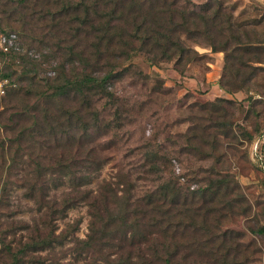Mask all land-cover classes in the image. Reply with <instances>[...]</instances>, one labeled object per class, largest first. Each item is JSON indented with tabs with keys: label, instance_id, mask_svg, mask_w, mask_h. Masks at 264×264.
Masks as SVG:
<instances>
[{
	"label": "trees",
	"instance_id": "obj_1",
	"mask_svg": "<svg viewBox=\"0 0 264 264\" xmlns=\"http://www.w3.org/2000/svg\"><path fill=\"white\" fill-rule=\"evenodd\" d=\"M251 10L227 0H0L1 20L15 22L24 43H36L40 51H22L17 38L18 49L0 51L20 66L3 74L18 84L12 79L15 86L5 88L0 98V130L12 133L0 142L1 159H9V176L20 173L19 185L39 212L47 213L50 225L44 235L33 228L37 234L14 247L1 242L8 256L3 264H58L69 254L70 264H253L261 250L258 242L236 243L232 230L214 224L226 211L240 213L253 221L248 231L264 242V222L252 214L231 172L198 166L187 178L194 187L183 188L179 177L185 174H166L172 157L155 145L142 152L141 176L132 180L122 172L96 190L85 187L95 177L91 170L101 166L93 147L85 145L88 130L99 125L95 99L113 97L111 86L136 55L151 65L173 62L182 74L185 66L207 56L190 43L204 45L211 53H223L220 87L228 94L244 91L250 103L261 102L264 16ZM0 32L9 31L0 27ZM232 104L221 97L200 104L201 114L190 118L174 153L218 162L224 156L222 139L251 142L249 132L233 131L226 108ZM141 178L150 186L137 192L135 179ZM64 184L70 186L67 192L48 198L50 190ZM0 187L6 192L8 186L3 181ZM79 204L89 215L85 237L74 236L80 219L68 225L69 231L55 233L56 219ZM18 227L26 229V224ZM65 239L72 245L55 252Z\"/></svg>",
	"mask_w": 264,
	"mask_h": 264
},
{
	"label": "rangeland",
	"instance_id": "obj_2",
	"mask_svg": "<svg viewBox=\"0 0 264 264\" xmlns=\"http://www.w3.org/2000/svg\"><path fill=\"white\" fill-rule=\"evenodd\" d=\"M227 3L253 8L251 10L253 14L264 16V3L260 0H227ZM255 6L259 7V10L254 9ZM0 27L4 28V31H14L22 51L29 48L32 54L40 53L36 43L30 47L24 43L15 22L8 25L4 19L0 18ZM190 44L200 54L204 53L207 56L185 66L182 74L177 71L173 62L151 65L143 55H136L130 60V67L123 77L114 81L111 86L110 91L113 97L109 99L104 96L95 99L100 126L88 130L85 145L93 147L95 157L101 160V166L98 171L91 170L95 177L85 187L96 190L102 182L114 181L122 172L130 173L132 180L141 176L142 152L147 146L158 145L168 151L169 156L172 157L171 167L166 174H169L170 170L176 175L185 174L179 177L183 188L187 183L191 184V188L194 187V183L188 182L187 178L189 174L196 171L198 166H213L222 174L230 172L235 174L243 193L251 204L252 214H255L260 222H264V169L261 168L256 157L259 154L264 160V97L260 99L261 96L254 93V98L261 101L254 103L244 99L246 96L244 91H237L226 97V92L219 85L224 56L222 55V62L219 63V57L214 55L215 52L211 53L209 48L204 45ZM38 58L40 59V55ZM18 63L17 58L0 54L2 88L7 89L18 84L14 76L9 82V79L5 80L3 75L8 70L15 69L18 72L20 70ZM43 67L48 69L45 65ZM44 74L51 76L52 71H44ZM12 79L16 82L15 85H12ZM2 96L0 94V98ZM218 97L233 101L232 106H226L232 114L233 131L237 135L240 130L249 132L253 136L252 141L246 142L241 135L239 138L244 141L242 145L230 143L229 139H222L219 152H224V156L218 162L212 158L196 160L183 153L175 154L174 152L182 145L183 138L180 135L186 132L190 118L201 114L200 104L215 101ZM11 135L10 132L0 130V142ZM255 143H257V152L253 150ZM1 155L0 152V186L3 181L8 186L6 192L0 187V264H3V260H7L8 256L3 254L5 250L2 249L1 242L10 243L14 247L19 239L25 240L31 234H37L36 231L33 232V228H39V234L44 235L49 232L50 225L47 223V213L39 212L37 204L26 197L25 188L19 185L20 173L9 176V173L5 171L9 159L3 161ZM135 181L137 186L134 189L137 192L150 186V180L141 178ZM69 189L70 186L64 184L56 190H50L48 198L59 199L61 193ZM77 219H80V223L78 229L74 231V236L84 238L88 231L89 215L83 204L68 208L64 217L56 219L58 227L55 233L62 228L69 231L68 229ZM252 222L247 216L229 211L219 218H214V224L218 229L233 231L236 243L248 245L253 240L258 242L261 250L255 254L253 264H264V242L247 229ZM19 224H26V229L19 228ZM71 245L72 241L65 239L63 246L57 245L54 251L57 252ZM48 250H42L41 254L45 255ZM71 261L73 256L69 254L66 258L60 259L58 264H70ZM81 264L86 263L81 261Z\"/></svg>",
	"mask_w": 264,
	"mask_h": 264
},
{
	"label": "built area",
	"instance_id": "obj_3",
	"mask_svg": "<svg viewBox=\"0 0 264 264\" xmlns=\"http://www.w3.org/2000/svg\"><path fill=\"white\" fill-rule=\"evenodd\" d=\"M18 42L16 40V35L13 32H9V33H0V51L2 52H8L11 49H18ZM1 87V85H0ZM4 93V88H0V94ZM257 143L254 144V151L257 152ZM261 165L262 168H264V161L262 159V157L257 154L256 156Z\"/></svg>",
	"mask_w": 264,
	"mask_h": 264
},
{
	"label": "crops",
	"instance_id": "obj_4",
	"mask_svg": "<svg viewBox=\"0 0 264 264\" xmlns=\"http://www.w3.org/2000/svg\"><path fill=\"white\" fill-rule=\"evenodd\" d=\"M260 1H261L262 3H264V0H260ZM214 55H215L216 57H219V58H218V62H219V63L222 62V55H223V54H222L221 52H215ZM228 96H231V95L226 93V97H228Z\"/></svg>",
	"mask_w": 264,
	"mask_h": 264
}]
</instances>
